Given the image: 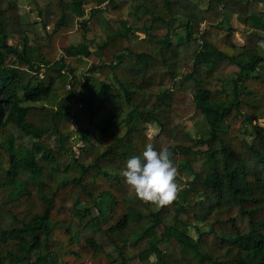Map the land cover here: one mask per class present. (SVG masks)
<instances>
[{"label": "trees", "instance_id": "trees-1", "mask_svg": "<svg viewBox=\"0 0 264 264\" xmlns=\"http://www.w3.org/2000/svg\"><path fill=\"white\" fill-rule=\"evenodd\" d=\"M263 1L0 0V264H264ZM149 143L167 204L120 175Z\"/></svg>", "mask_w": 264, "mask_h": 264}, {"label": "clouds", "instance_id": "clouds-1", "mask_svg": "<svg viewBox=\"0 0 264 264\" xmlns=\"http://www.w3.org/2000/svg\"><path fill=\"white\" fill-rule=\"evenodd\" d=\"M257 47L264 49V39L257 41ZM177 173L172 153L167 148L156 150L150 143L140 155L127 158L120 171L124 182L139 199L161 205L176 198L180 190Z\"/></svg>", "mask_w": 264, "mask_h": 264}, {"label": "rangeland", "instance_id": "rangeland-1", "mask_svg": "<svg viewBox=\"0 0 264 264\" xmlns=\"http://www.w3.org/2000/svg\"><path fill=\"white\" fill-rule=\"evenodd\" d=\"M17 1L19 4L20 13L22 14V20L25 22H36L38 19L37 9L43 8L48 3V0H17ZM196 1L199 3L200 6L204 7L207 4L208 0H196ZM261 5L264 8V1L262 2ZM233 25L236 26L238 29V30H235L233 33V37H232L233 43H235L236 45H244V44L247 45L248 43H246V41H245V33H244V31L241 30V25H240V23L237 22L236 18H233ZM74 26L77 27L78 26L77 23L74 22ZM205 26H206V24L204 23V27ZM51 29H52L51 26H48L46 28V30L48 32H50ZM74 29H76V28H74ZM135 33L138 34L140 37H143L142 30L138 29L135 31ZM15 40L16 39H10L9 42L12 43ZM56 45H60V44L56 43ZM98 78L99 77H97V79ZM94 85H96V82L94 80H91L90 83L87 85V87L90 88V87H93ZM182 123L184 124V127L187 130H189L193 133L192 118L191 117L183 119ZM156 131H157V129L155 128V126H153V125L149 126L148 133L150 136L154 135L156 133Z\"/></svg>", "mask_w": 264, "mask_h": 264}, {"label": "crops", "instance_id": "crops-1", "mask_svg": "<svg viewBox=\"0 0 264 264\" xmlns=\"http://www.w3.org/2000/svg\"><path fill=\"white\" fill-rule=\"evenodd\" d=\"M245 45H246V44H245ZM246 46H248V47H250V46H251V47H252L253 45H251V44H247Z\"/></svg>", "mask_w": 264, "mask_h": 264}]
</instances>
